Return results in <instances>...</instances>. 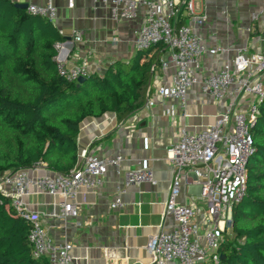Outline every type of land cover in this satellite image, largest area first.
<instances>
[{"label": "built area", "instance_id": "2783aa9c", "mask_svg": "<svg viewBox=\"0 0 264 264\" xmlns=\"http://www.w3.org/2000/svg\"><path fill=\"white\" fill-rule=\"evenodd\" d=\"M261 13L264 12V0ZM108 7L114 23L132 21L144 11L142 24L133 46L136 51H146L163 46L169 53V61L175 73L168 86L158 87L153 96L148 91L145 107L151 108L156 101L176 100L186 103L188 91L196 84L201 93L210 96L225 111L215 121L197 133L181 128L177 142L166 152L172 167L169 197L165 215L173 219L169 230H162L150 237L145 250L151 264H217L222 234L231 219L232 207L241 199L246 186V164L252 153V135L249 131L258 115V105L264 97V30L260 51L248 54L245 48H233L234 56L229 63L211 71L200 81L197 78L199 60L204 55L214 56L227 50L209 48L196 27L207 23L202 7L203 0H99ZM201 8L196 10L194 3ZM69 7H72L69 4ZM26 13L53 23L56 9L51 2L45 5L28 4ZM259 15L252 14L257 22ZM247 34L254 29L245 28ZM82 34L74 33L73 41L80 42ZM57 74L68 82H77L89 73L87 64L68 66L64 45H55ZM164 68L166 64L162 65ZM246 95L254 98L242 99ZM241 105L244 109L241 110ZM175 109L167 110L166 116L175 117ZM182 116L187 114L182 111ZM120 156L98 157L83 150L77 165L67 174L53 173L32 176L29 170L5 172L0 176V193L7 198L8 206L17 217L29 225L27 240L34 259L45 258L48 264H76L71 255L72 245L65 242L54 245L47 238L37 213L24 204V198L33 190L60 199V218L76 219L78 209L73 199L81 190H93L103 183L109 168L118 170ZM185 170L194 176V184L200 189L199 202L181 205L177 199L181 192V177ZM144 182L154 184L150 169H136L124 174V182L110 203L115 210L122 206L121 196L127 189Z\"/></svg>", "mask_w": 264, "mask_h": 264}, {"label": "crops", "instance_id": "0c3cea01", "mask_svg": "<svg viewBox=\"0 0 264 264\" xmlns=\"http://www.w3.org/2000/svg\"><path fill=\"white\" fill-rule=\"evenodd\" d=\"M9 1L13 6L51 2L56 9L52 25L64 38L62 44L67 54V65L87 64L89 75L102 74L111 63L126 62L137 52L133 42L143 21V10L132 21L114 23L110 19L109 8L102 6L99 0ZM217 3L218 0H203L202 7L208 20L197 26L196 31L209 48L223 47L227 51L200 58L199 81L231 61L235 52L234 49L229 50L230 47L245 48L249 55L262 48V1L235 0V9H231L233 0H222L219 2L221 6ZM252 14L259 15L257 22L251 21ZM249 26L254 31L247 34L244 30ZM76 32L82 34L80 42L73 41ZM169 56L165 51L160 64L153 70L149 96H153L158 87L170 84L175 68ZM163 64H166L165 68ZM244 107L241 105V110ZM171 108L175 109L174 119L166 116ZM182 111L187 117L182 116ZM224 111V106L201 93L200 85L196 84L188 91L184 106L176 100L156 101L151 108H146L144 103L140 110L120 124L111 113L86 118L80 123L76 137L78 161L81 152L87 150L98 157L120 156V168L107 169L101 186L78 192L73 199L79 213L76 219L63 221L60 218V199L33 190L24 198V204L39 215L52 244L67 242L72 245L71 255L76 264H151L152 259L145 250L147 241L174 225L173 219L165 215L172 178L166 152L177 142L181 128L197 133ZM136 169H150L154 184L144 182L128 188L121 196L122 206L111 209L110 203L117 189L123 185L124 174ZM29 173L43 176L51 172L46 170L45 164H39ZM194 180L190 170L183 171L177 199L179 204L200 203V189Z\"/></svg>", "mask_w": 264, "mask_h": 264}, {"label": "trees", "instance_id": "16d2710c", "mask_svg": "<svg viewBox=\"0 0 264 264\" xmlns=\"http://www.w3.org/2000/svg\"><path fill=\"white\" fill-rule=\"evenodd\" d=\"M63 42L51 23L0 0V173L45 164L67 174L78 163L80 123L111 113L120 124L140 110L166 51L161 45L137 51L77 86L57 74L55 45ZM258 111L245 190L232 207L217 264H264V97ZM28 232L0 193V264H48L32 257Z\"/></svg>", "mask_w": 264, "mask_h": 264}, {"label": "rangeland", "instance_id": "374dc122", "mask_svg": "<svg viewBox=\"0 0 264 264\" xmlns=\"http://www.w3.org/2000/svg\"><path fill=\"white\" fill-rule=\"evenodd\" d=\"M219 2L222 3V0H221V1L218 0V3H219ZM218 3H217V5H219V4H220V6L222 5L221 3H219V4H218ZM199 4H200L199 2H195V3H194V6H195V9H196V10H198V6H199ZM232 8H234V9L237 8V5H236V3H235V0H233V3H232V7H231V9H232ZM253 98H254V97L251 96V95H246V96L242 99L241 104H242L243 102H245V100H251V99H253ZM3 174H5V173L3 172ZM3 174H0V176H2ZM227 226H228V225H227Z\"/></svg>", "mask_w": 264, "mask_h": 264}, {"label": "water", "instance_id": "95a60500", "mask_svg": "<svg viewBox=\"0 0 264 264\" xmlns=\"http://www.w3.org/2000/svg\"><path fill=\"white\" fill-rule=\"evenodd\" d=\"M14 7L16 9L25 10L26 7H27V5H24V4H16V5H14ZM84 81H85V78H79L78 81H77V86L81 85ZM220 259L223 260L224 259V256L223 255H220Z\"/></svg>", "mask_w": 264, "mask_h": 264}]
</instances>
